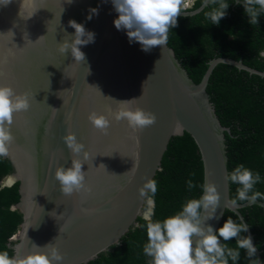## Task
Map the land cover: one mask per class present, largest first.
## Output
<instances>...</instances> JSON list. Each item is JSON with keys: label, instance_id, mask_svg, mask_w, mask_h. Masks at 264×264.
Masks as SVG:
<instances>
[{"label": "water", "instance_id": "95a60500", "mask_svg": "<svg viewBox=\"0 0 264 264\" xmlns=\"http://www.w3.org/2000/svg\"><path fill=\"white\" fill-rule=\"evenodd\" d=\"M117 17L112 0H11L0 5V85L27 93L31 105L14 114V141L6 156L12 172L2 180V186L9 177L19 183V201L11 208L22 213V221L11 237L10 258L27 255L32 244H51L64 257L54 264H86L119 243L147 210L139 189L160 169L171 137L184 132L198 147L203 185L213 183L220 194L215 216L205 226L215 231L226 209L243 216L239 209L251 205L230 206L224 135L229 128L221 124L206 86L218 63L262 77L264 71L218 56L208 61L196 83L167 43L143 51L138 42H129L125 30H117ZM70 21L94 33V42L78 45L83 41ZM65 44L68 50L61 52ZM79 50L85 58L77 62ZM137 107L154 113L156 123L138 131L127 120L112 119L103 135L89 121L92 113L114 116ZM71 136L82 145L78 153L68 147ZM72 160L84 163L85 187L65 196L55 171L71 167ZM255 204L264 206V201ZM249 234L253 239L250 229Z\"/></svg>", "mask_w": 264, "mask_h": 264}, {"label": "trees", "instance_id": "16d2710c", "mask_svg": "<svg viewBox=\"0 0 264 264\" xmlns=\"http://www.w3.org/2000/svg\"><path fill=\"white\" fill-rule=\"evenodd\" d=\"M224 2L229 7L219 24H213L208 15L218 8L217 3L196 13L179 16L177 27L169 30L167 44L196 83L201 80L208 61L218 56L239 59L264 71V12L258 17V23L252 25L244 8L246 0ZM203 3L204 0H194L185 11L195 10ZM255 7L259 9L258 5ZM206 91L221 124L229 128L224 135L230 174L241 164L254 175L258 172L261 179L252 191L264 195V77L231 64L218 63L208 78ZM11 172L10 160L0 157V252L7 251L9 257L13 252L11 245L15 243L11 237L22 221V213L11 208L19 201L18 181L11 187L2 186L3 178ZM153 179L157 183V192L151 222H162L181 212L189 200L202 197V161L189 133L171 137ZM189 180L196 185L194 188H188ZM239 187L230 180L231 200L237 199ZM239 211L249 225L259 255L249 258L246 250L238 249L240 258L235 264H252L255 259L264 264V206L251 204ZM229 217L240 222L234 212L226 209L218 229ZM136 221L137 225L130 227L119 243L111 245L86 264H151L152 258L143 251L148 243L147 224L150 221L142 216ZM241 236H247V233H241ZM220 239L228 247L237 248L236 238L226 242ZM229 264H234L230 258Z\"/></svg>", "mask_w": 264, "mask_h": 264}, {"label": "clouds", "instance_id": "9594fccd", "mask_svg": "<svg viewBox=\"0 0 264 264\" xmlns=\"http://www.w3.org/2000/svg\"><path fill=\"white\" fill-rule=\"evenodd\" d=\"M10 2L11 0H0V5L6 6ZM68 2L71 3L72 0ZM112 3L118 13V17L114 20L117 30H125L130 43L138 42L142 50L148 52L154 47L166 45L169 30L177 27L178 17L182 15L183 10L194 3V0H190L189 6L185 4V0H112ZM217 3L218 8L208 13L213 24H219L226 16L229 4L224 0H204V7ZM256 5L259 9L255 7ZM244 8L250 17L249 23L255 25L261 12H264V0H246ZM69 23L75 29V34H78L83 41L78 45L94 42V33L87 32L83 25L75 21ZM67 50V44L60 49L61 52ZM84 58V54L79 50L75 60L80 62ZM3 75V71H0V77ZM133 101L137 100L133 99ZM30 106L27 93L17 94L11 86L0 85V157L9 155V148L14 141L11 132L14 114L27 111ZM112 119L127 120L131 128L142 131L154 125L157 118L154 113L139 107L135 111L122 110L114 116L96 113L89 115L92 126L103 135L108 134ZM67 143L73 152L78 153L82 150V145L76 143L74 136L69 137ZM84 159L88 160V155H85ZM83 164L72 160L71 167L61 166L56 169L55 179L59 182L63 195L72 196L85 187L86 172L82 171ZM227 179L241 186L237 189V199L230 201L231 207H239L238 200L247 201L249 204H255L258 199L264 200V195L252 191L254 185L261 179L258 172L254 175L241 164ZM187 184L189 189L196 186L192 180ZM6 186H12L11 177L8 178ZM156 192L157 183L154 179H147L139 189V198H146L148 206L144 213V219L150 221L147 224L148 243L143 251L152 258L151 264H229V258L235 264L240 258L238 249L246 250L249 258L256 257L257 247L254 246L251 235L241 236V233L249 232V225L244 222L243 216L237 217L239 223L229 217L223 226L215 231L211 225L205 226L206 220L214 218L220 202V194L213 183H205L201 198L189 200L181 212L162 222H151ZM220 238L225 242L236 238L237 248H230L226 243H221ZM45 248L48 249L47 252L43 251ZM32 249L27 255L12 258L7 251L0 252V264H54L64 259L58 249L51 244L44 245L43 248L32 244ZM252 264H260L259 259L253 260Z\"/></svg>", "mask_w": 264, "mask_h": 264}, {"label": "built area", "instance_id": "2783aa9c", "mask_svg": "<svg viewBox=\"0 0 264 264\" xmlns=\"http://www.w3.org/2000/svg\"><path fill=\"white\" fill-rule=\"evenodd\" d=\"M189 2H190V0H185V4H186L187 6H189Z\"/></svg>", "mask_w": 264, "mask_h": 264}]
</instances>
